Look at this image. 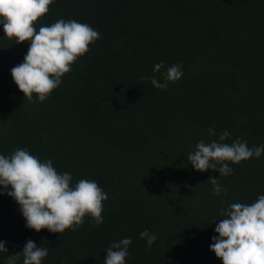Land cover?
<instances>
[{
    "label": "trees",
    "instance_id": "1",
    "mask_svg": "<svg viewBox=\"0 0 264 264\" xmlns=\"http://www.w3.org/2000/svg\"><path fill=\"white\" fill-rule=\"evenodd\" d=\"M60 19L87 23L100 38L35 103L11 76L30 44L4 37L0 24V155L26 148L73 185L97 182L108 196L103 223L86 216L75 231L37 233L4 192L0 264L28 240L48 249L42 264H104L124 238L132 240L126 264H223L210 251L216 224L231 204L264 195V153L227 162V177L196 171L187 156L225 130L223 143L264 145V0H55L37 31ZM177 63L183 76L166 90L141 80L163 83ZM210 178L227 193L214 196ZM145 229L156 236L150 249Z\"/></svg>",
    "mask_w": 264,
    "mask_h": 264
},
{
    "label": "clouds",
    "instance_id": "2",
    "mask_svg": "<svg viewBox=\"0 0 264 264\" xmlns=\"http://www.w3.org/2000/svg\"><path fill=\"white\" fill-rule=\"evenodd\" d=\"M55 0H0V24L5 36L15 40V44L29 43L22 63L11 69V76L18 89L29 102L46 101L62 83V77L72 71V66L83 57L90 46L100 38V33L87 23L60 19L50 26L36 24L50 10ZM164 63L155 64L153 71L159 73ZM183 76L182 65L177 63L167 68L165 82L153 77V87L166 90L168 82L175 83ZM215 135L214 128H209ZM230 133L223 131L219 142L200 141L196 150L187 156L192 167L199 172L218 171L227 177L233 169L227 162L239 164L251 158H259L264 153V145L249 148L246 141L239 139L233 143H223ZM212 194L227 193L219 179L210 178ZM0 195L6 194L19 205L26 227L39 233L47 229L51 233L62 234L66 230H77L90 216L95 224L103 223V202L107 194L97 182L87 179L72 184V175L59 173L51 159L41 161L26 148L16 149L9 157L0 155ZM10 189V190H9ZM216 224L218 236L212 238L210 251L223 264H264V195L251 204L233 203L223 210ZM150 249L156 236L145 229L140 233ZM130 238L113 242L106 249L104 264H126L130 255ZM0 252L7 253L5 242L0 241ZM48 249L37 247L28 240L21 253L9 255L7 264H16L23 257V264H42L48 256Z\"/></svg>",
    "mask_w": 264,
    "mask_h": 264
}]
</instances>
